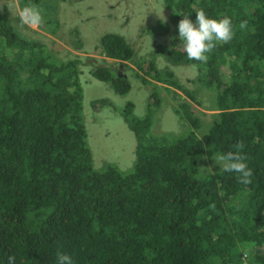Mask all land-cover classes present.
<instances>
[{
    "label": "trees",
    "instance_id": "obj_1",
    "mask_svg": "<svg viewBox=\"0 0 264 264\" xmlns=\"http://www.w3.org/2000/svg\"><path fill=\"white\" fill-rule=\"evenodd\" d=\"M47 1L21 3L45 10L39 28L54 33L59 4ZM163 4L176 29L170 50L162 49L168 63L158 68L154 58L149 61L146 73L159 84L146 89L145 114H134L131 100L92 101L95 108L108 103L134 132V171L109 156L95 168L81 81L84 64L119 96L135 79L148 82L130 66L137 60L129 41L108 32L97 42L101 55L121 61L122 73L115 63L55 54L42 39L22 32L13 21L19 16L11 19L0 7V264H8L9 256L13 264H54L57 251L75 264H264V0ZM201 10L231 18L235 33L206 62L187 59L177 32L183 15L195 20ZM151 29L167 33L171 26L160 20ZM72 32L80 49L82 39ZM188 64H197L191 81L213 100L207 108L218 110L211 122L195 112L194 103H203L176 76ZM173 87L193 100L179 98L174 107L190 126L180 133L151 132L161 93ZM237 143L253 171L248 185L219 171L212 159V152Z\"/></svg>",
    "mask_w": 264,
    "mask_h": 264
},
{
    "label": "rangeland",
    "instance_id": "obj_2",
    "mask_svg": "<svg viewBox=\"0 0 264 264\" xmlns=\"http://www.w3.org/2000/svg\"><path fill=\"white\" fill-rule=\"evenodd\" d=\"M51 1L48 0L47 2L51 3ZM53 2L55 7L59 4L56 13L59 24L54 33L48 29L37 27V24L31 20L30 11L23 7L21 0H0V7L9 13L11 19L17 16L21 18V20L13 21L20 26L24 34L42 39L51 51L54 50L55 54L62 57H67L66 55L70 53L69 55L83 56L88 63L96 61L102 64V60L106 58L100 54V49L96 48L97 42L104 33L117 32L123 34L136 50V59L154 57L161 68L167 64L162 57L161 49L168 48L172 43L176 25L170 18V11L164 6L163 0H71L70 2L57 0V4L56 0ZM65 3L67 4L64 5ZM157 12L163 13L166 23L170 24L169 32L165 33L160 30L156 32L150 28L160 21ZM38 16L44 20V13L38 12ZM71 28H74L82 39L83 45L80 49L76 47L78 45L76 35L73 34ZM106 61L114 62L110 59H106ZM143 64L147 65L148 61ZM179 68L181 69L176 70V76L180 78V83L193 87L194 83L191 80L197 76V64H188L179 66ZM81 69L86 73L81 74L84 89V113L95 168L102 166L107 161V154L111 158L120 159L122 165L128 166V168H121L134 171L133 165L137 145L134 132L120 116V113L109 107L110 105L98 104L95 108L92 101L108 98L110 101L121 105L131 100L135 103L134 114L143 116L147 110L145 86L132 81L131 90L125 96H119L113 91L111 83L91 76L84 64H82ZM142 73L148 76L144 72ZM92 78L95 80L94 82H85V80ZM197 88L199 89L200 86ZM177 92L183 95L181 90H177ZM163 95L166 96L165 93ZM166 97V110L158 116L155 124H152L153 131L151 132L173 131L180 133L190 125L185 124L176 114L167 116L171 112V105L174 102L172 94ZM198 99L203 105L199 106L194 103V108L201 111L202 121L211 122L213 112L207 110V107L213 104V100L210 98L209 92L203 90ZM141 106L144 109L140 108ZM104 150L106 154H104ZM130 150H133V161Z\"/></svg>",
    "mask_w": 264,
    "mask_h": 264
},
{
    "label": "clouds",
    "instance_id": "obj_3",
    "mask_svg": "<svg viewBox=\"0 0 264 264\" xmlns=\"http://www.w3.org/2000/svg\"><path fill=\"white\" fill-rule=\"evenodd\" d=\"M23 7L30 11L32 18H33V19H31L32 22H35L37 24V27H39V22H38L39 19L42 22L44 20L38 16V12L45 11V10H40L39 8H29V7H25L24 5H23ZM195 13H196L195 20L190 19L189 15H183V18L178 22V25H177L178 37H179V40L181 42L180 44L183 45V50H184V53H185L188 60L206 62L208 59V55L213 51V49L218 44L227 43L233 39L234 34H235L234 33V27H233V23H232L231 18H229L227 16L212 18V17L208 16L202 10L201 11H195ZM157 14H158L162 23L166 22L165 18L163 16V13L161 14V13L157 12ZM174 23L176 25V22H174ZM152 27L153 26H151L150 28H152ZM239 27L241 29L245 28L246 23L241 22ZM71 29H73V28H71ZM149 32H150V30H149ZM106 33H108V32H106ZM106 33H104V34H106ZM172 45L173 44H170V46H172ZM96 46H97V48L100 49V54H101V48L98 46V44ZM170 46L168 48H166L167 52L170 50ZM175 48H177V46ZM134 51L136 52V50H134ZM166 51H162V49H161L162 57L164 58L165 62L168 63V61L166 60L165 55H164ZM136 54H137V52H136ZM104 57L106 59L113 60L114 62H112V63L118 64V68L121 67V70L123 73V70H125V68H124V66L121 65V61L115 60V59H112V58H109L106 56H104ZM106 59L102 60V61H106ZM135 59H136V56H135ZM136 60L137 61H135V62L137 63V65L130 63V66L135 68V69H133L134 71L138 70L139 74H141V76L143 78H146L149 81L144 82L141 78L135 79L133 81L139 82L142 85H144L145 90L146 89L150 90V88H153L155 84H159L153 78H151L148 73H146V71L149 70V65H150L149 61L150 60L154 61V60L152 58L142 59V60L136 59ZM140 60L142 61L143 69H141L139 66ZM146 61H148V64L144 65L143 63H145ZM125 63H126V66H128L127 61ZM154 63L157 64L158 68H161L158 65V63L156 62V60L154 61ZM136 66H138V67L136 68ZM142 72H144L148 76H145ZM183 86L186 87L187 90H189L190 92H193L196 97H198L200 95V93L203 91L202 88L198 89L195 84L193 85V87H189V86H185V85H183ZM172 90L175 92L164 91L161 93L162 103H161L160 109L153 114V119H154L153 123L154 124L157 121L158 116L166 110V99H167L166 96L167 95L172 94V100L174 102L171 105V112L168 113L167 116L175 115L174 107L176 106V101H178L180 103V101L177 100L179 98H182L183 100L188 101L192 104L193 100H192L191 96H189L186 92H183V95H182L179 92H177V90H180L179 88L173 87ZM163 93H165L166 96H164ZM105 99H107V101L110 100L108 98H105ZM98 104H101V103H97V105ZM104 106H109V104L106 103V104H104ZM140 108L144 109L143 106H141ZM194 110H195V108H194ZM207 110H211L213 112L212 115H214V113L218 112V110H212V109H208V108H207ZM197 111L198 110L196 109L195 112H197ZM151 131H153L152 125H151ZM133 147H134V145H133ZM242 149H243V145L237 143L233 146V148L231 150L212 152V159H213L214 164L217 165L219 171H222L225 173H232L235 175L238 183H240L242 185H248L252 182L253 171L249 167L247 156L243 152ZM104 152H105V150H104ZM106 156H108V155L106 154ZM201 170L202 171L206 170L209 174H213V168L212 167H207V168L204 167ZM8 264H13V257H11V256L8 257ZM54 264H75V261L71 255H69L65 252H62V251H57L55 258H54Z\"/></svg>",
    "mask_w": 264,
    "mask_h": 264
}]
</instances>
